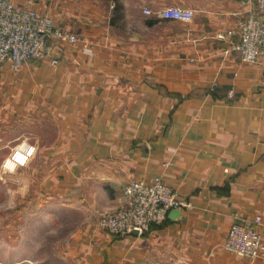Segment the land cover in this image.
<instances>
[{
	"label": "crops",
	"instance_id": "0c3cea01",
	"mask_svg": "<svg viewBox=\"0 0 264 264\" xmlns=\"http://www.w3.org/2000/svg\"><path fill=\"white\" fill-rule=\"evenodd\" d=\"M121 4L118 19L107 7L34 0L81 40H52L56 64L0 66V122L41 111L54 130L49 142L25 143L36 152L25 163L27 185L44 204L41 217L27 214L26 229H46L56 212L72 216L77 235L65 253L78 264H264V56L242 62L238 34H227L247 8L237 0ZM166 6L193 16L143 13ZM155 175L192 208L138 236L96 227L121 205L126 184ZM234 222L260 232L256 258L224 249Z\"/></svg>",
	"mask_w": 264,
	"mask_h": 264
},
{
	"label": "built area",
	"instance_id": "2783aa9c",
	"mask_svg": "<svg viewBox=\"0 0 264 264\" xmlns=\"http://www.w3.org/2000/svg\"><path fill=\"white\" fill-rule=\"evenodd\" d=\"M245 9L235 13V26L227 34H238L236 46L244 63H253L264 56V0H237ZM144 14L163 19L190 21L193 11L181 6H166L155 11L143 8ZM221 33L219 36L224 37ZM52 40L76 43L80 37L59 24L47 11L34 7V0L17 3L0 0V66L9 61L13 69L34 60L48 59L52 64ZM192 208L190 202L178 197L160 175L151 181L131 180L123 189L121 205L114 211L101 213L99 229L112 235L136 230L148 232L152 224H162L171 209ZM261 217H255V224ZM262 248V236L254 225L232 223L224 240V249L237 256L256 258Z\"/></svg>",
	"mask_w": 264,
	"mask_h": 264
},
{
	"label": "rangeland",
	"instance_id": "374dc122",
	"mask_svg": "<svg viewBox=\"0 0 264 264\" xmlns=\"http://www.w3.org/2000/svg\"><path fill=\"white\" fill-rule=\"evenodd\" d=\"M46 1L70 9L81 4L107 7L111 18L119 19L125 13L121 0ZM121 25L119 22L115 26L120 28ZM53 132L51 119L41 111L0 122V264H78L65 253V244L77 235L78 226L72 216L61 213L58 217L59 212H56L46 215V229H37V225L32 231L26 229L27 214L33 212L39 214L37 218L41 217L39 209L44 204L42 197H34L31 185H27L25 163L36 152L28 151L26 148L30 147L25 143L49 142ZM39 223L35 220V224Z\"/></svg>",
	"mask_w": 264,
	"mask_h": 264
},
{
	"label": "water",
	"instance_id": "95a60500",
	"mask_svg": "<svg viewBox=\"0 0 264 264\" xmlns=\"http://www.w3.org/2000/svg\"><path fill=\"white\" fill-rule=\"evenodd\" d=\"M177 213H178V210H177V209H171V210L169 211L168 215H167V218H171V217L175 216ZM127 233L138 236L136 230H132V231L127 232Z\"/></svg>",
	"mask_w": 264,
	"mask_h": 264
}]
</instances>
